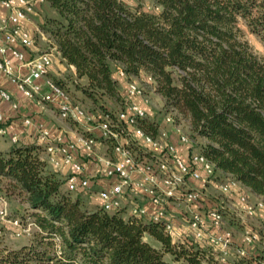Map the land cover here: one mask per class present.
Wrapping results in <instances>:
<instances>
[{
  "label": "trees",
  "instance_id": "obj_1",
  "mask_svg": "<svg viewBox=\"0 0 264 264\" xmlns=\"http://www.w3.org/2000/svg\"><path fill=\"white\" fill-rule=\"evenodd\" d=\"M150 1L156 9L130 7L123 0H42L52 14L43 17L40 29L74 68V88L101 116L115 124L104 100L121 102L118 84L124 89V81L142 80L162 99L165 115L186 117L191 141L203 139L196 152L213 165L214 174L264 200V60L242 39L240 25L264 43V0ZM117 67L124 80L115 76ZM136 125L158 135L157 124L145 117ZM98 141L110 155L113 139ZM42 149L16 141L0 150V196H20L23 219L32 225L27 242L0 243V264L217 263L211 247L171 237L159 222L87 206L40 158ZM243 245L247 254L226 264H263L264 248L253 254L254 244Z\"/></svg>",
  "mask_w": 264,
  "mask_h": 264
},
{
  "label": "built area",
  "instance_id": "obj_2",
  "mask_svg": "<svg viewBox=\"0 0 264 264\" xmlns=\"http://www.w3.org/2000/svg\"><path fill=\"white\" fill-rule=\"evenodd\" d=\"M40 2L42 0H0V6L8 12L5 16H0V71L9 77L24 97L33 99L38 104L50 105L61 119L72 120L85 126L88 132L96 130L97 135L96 138L79 135L74 142L65 143L60 136H51L48 129L36 126L37 140L47 153L46 162L53 170L63 166L70 168L63 177L64 187L68 191L80 193L88 190L96 175L109 179L104 187L97 190L99 206L105 211L119 210L121 198L126 192L132 195L145 194L155 206L153 212L147 214L144 207L132 204L129 207V215L159 222L166 234L176 237L177 231L166 213L164 203L174 199L186 206L194 205L199 200L201 191L189 188L187 179L196 180L203 187L207 182L214 181L213 165L195 151H188L187 158L182 159L163 128H159L158 135L152 137L136 125L137 120L146 115L142 105H148V98L143 89L132 80L124 81L125 102L114 112L115 124L105 115H92L72 100L63 87L47 76L56 48L51 46L44 51H33L35 37L45 40L47 35L37 27L32 33L24 27L31 21V16L35 14V5ZM10 57L17 61L18 69H26L24 75L13 71ZM115 76L121 80L125 78V74L118 67L115 68ZM149 80L147 77L146 81ZM0 98L8 101L13 110L17 109V104L11 101L10 94L2 88ZM132 98H138L140 103L132 101ZM164 121L172 123L173 119L170 115H165ZM2 124L3 114L0 111V135L5 134ZM23 124L31 125V120L24 118ZM172 131L179 143L187 148L191 146L192 141L178 126L173 125ZM98 138L113 139L110 155L95 152V147L101 144ZM9 140L16 142L17 137L9 136ZM129 142H134L150 155L140 158L135 156ZM78 149L82 151L85 159L96 164V175L85 172L82 163L75 159ZM216 185L218 191L226 195L240 183L224 176V179L216 181ZM261 209H264V200L251 202L245 193L239 197V210L246 217H255ZM222 210V206L217 204L206 211L210 225L216 232L205 230V219L196 210L190 211L186 221L192 239L211 247L215 253L216 264H226L233 243L232 231L224 226ZM0 221L9 225L16 237H27L31 232L32 225L29 222L22 223L18 218L9 215L7 202L1 196ZM242 239L245 245L263 243L264 228L260 232L246 227ZM235 252L239 256H245L248 251L241 245Z\"/></svg>",
  "mask_w": 264,
  "mask_h": 264
},
{
  "label": "crops",
  "instance_id": "obj_3",
  "mask_svg": "<svg viewBox=\"0 0 264 264\" xmlns=\"http://www.w3.org/2000/svg\"><path fill=\"white\" fill-rule=\"evenodd\" d=\"M7 13V10L0 6V16H5ZM35 15H37V12L34 14V16ZM24 27L29 33H32L34 31L33 29L35 28L34 22H32L31 20L30 22H27ZM41 40L44 39H41L38 36L37 38L35 37V45L33 47V51L40 52L49 48V46L44 47V44L41 42ZM49 43L51 44V46H54L51 41ZM10 64L13 71L19 72L21 75H24L26 73V69L17 68V61L14 58L10 57ZM64 70H67L71 74V77L74 76V68L71 65H66L59 58L58 52L55 51V57L47 70V76L50 78L54 77L56 79H59L58 77H61V73H63ZM37 82L40 83V80H38ZM0 88L7 91L10 94L11 101H14L17 104V109L13 110L10 107L8 101H5L0 98V111L3 114L2 125L5 130V134L3 136H0V150L6 149L9 146V136L12 135H15L17 137L18 142L37 143L40 144L43 148V145L37 140L36 126L38 125L48 129L51 136H60L62 141L65 143L74 142L79 135H83L75 127L76 124L74 123V121L61 119L50 105L38 104L35 100L24 97L22 93L16 88L15 84L9 79V77H7L1 71ZM131 100L136 103H140V100L138 98H132ZM142 106L147 111V105ZM24 118H29L31 120V125H24ZM83 127V129H85L86 131V127ZM88 133L92 134L95 137L97 136L96 130L90 131ZM169 135V141L175 146L178 154L182 157V159H186V146L178 142L176 134L175 137L171 135V133ZM105 151L106 146L102 143L98 144L95 147V152L97 154H105ZM39 156L40 158L46 161L47 153L44 151V149L39 152ZM75 159L82 163L85 172H89L91 175H96V164L90 160L85 159L80 149H78L75 153ZM55 171H57L62 177H64L65 174L70 171V168L68 166H63L59 169H56ZM216 173L219 172L216 171ZM219 175L220 178H224L223 174L219 173L218 176ZM96 176L97 177L96 179H94V183L91 184L90 187L93 190L92 193H90V195L85 199V201H83L87 206L99 205V200L97 198V190L104 187L110 181L109 179L99 177L98 175ZM3 181L4 179L0 178V183H3ZM187 185L191 189H199L201 191L199 200L194 205L186 206L182 202L176 201L174 199H169L164 203L166 213L170 217L172 224L174 225V227L179 226L176 228L179 239L187 236V234L185 233L186 231L191 235V231L188 228L187 223H185L183 227L180 226L179 221L176 217L177 215L185 211H188L190 213L191 210H196L201 213V215H203L205 219V230L209 232H216L217 230L211 227L210 225L209 219L206 215V211L217 204H220V206H222V212L224 216H229V214L235 216H229L231 219V224L233 223V220L237 221L240 218V225H243V228L250 227L260 232L263 231L264 209L259 210L256 216L253 218L246 217L242 213V211L239 210V197L242 194L245 193L251 202H255L261 199L259 196L251 193L243 185H237V187L232 188L230 192L226 195H222L218 191L216 181L213 180L207 182L203 187H201L198 181L193 179H187ZM132 204L144 207L147 214L152 213L155 209V206L151 204L149 198L145 194L137 193L136 195H132L131 193L126 192L121 198L120 210H123V216L129 215V207ZM230 208L232 210H230ZM237 212H240V214H237ZM196 242L200 246L204 245L199 241ZM241 245H243L242 234L240 238H236V240H233V246L230 251L233 250L235 252L236 248L240 247ZM263 248L264 242L257 244L255 243L253 246H251L250 249L252 250L253 254H257L260 253Z\"/></svg>",
  "mask_w": 264,
  "mask_h": 264
},
{
  "label": "rangeland",
  "instance_id": "obj_4",
  "mask_svg": "<svg viewBox=\"0 0 264 264\" xmlns=\"http://www.w3.org/2000/svg\"><path fill=\"white\" fill-rule=\"evenodd\" d=\"M123 1L130 7H139V8L145 9V10L156 9L155 7H153L150 0H123ZM35 8H36L35 10L37 11L38 16L32 15L31 20H32V22H34V26L37 27L40 31H42L40 29V24L42 22L43 17L45 15L52 14V12L48 9L47 4L45 2H41L38 5L36 4ZM240 25L242 27V39L247 41L251 50L259 59L264 60V43H263V41L260 38H258L256 35L249 32L248 29L246 28V26H244L242 23ZM36 38H37V36H36ZM36 40H38V39H36ZM41 42L44 44V47H46V46L51 47V44L49 43L50 40L48 42V37H46L45 40H41ZM58 78H59L58 80L62 83L63 88H65V90L67 91L68 95L71 97L72 100L78 102L85 110L90 112L92 115H96V116L101 115L102 112L100 111V109H98L96 106H93L91 103H89L85 98L82 97V95L79 93V91H77L74 88V84L72 82L73 78L71 77V74L67 70H64L63 73H61V77H58ZM133 81L136 84H138L143 90H145V92H146L145 94L148 98V105H147V111H146L145 119L148 120L149 122L152 121V122L156 123L158 128H163L168 133V139L170 138L169 137L170 133H171V135H173L175 137V133L172 132L173 125L178 126L180 128L181 132H183L185 135H187L189 137V127H188V122H187L186 117H184L182 115H178V114L173 112L171 114V116H172L174 121L172 123H166L164 121V117H165L166 112H164V110L162 109V99L160 98V96L158 94H155L153 91H151L150 87L146 83H144L142 80L134 79ZM79 82H83V81L81 80ZM118 89H119V92H121V96L123 98L121 100V102L115 101L113 99H105L104 100V106L106 107V109L110 113H112V112L114 113L116 110L120 109L122 106L121 103L125 102V94H124L123 84L122 85L118 84ZM74 123L76 124L77 127H80L81 130L85 131V129H83L84 127L82 125H80L76 122H74ZM202 141H203V139L196 138L193 141V146L190 147V149L192 151H195V152L198 151V142H202ZM130 145H131L132 152L135 156H137L139 158L141 156L147 157L144 154L145 149H143L142 147H139L134 142H131ZM188 149L189 148H187V147L185 148L186 153H187ZM218 174L219 173L215 172L214 177H213L214 181H219L220 179L221 180L224 179V178H220V175L218 176ZM1 185L4 186L3 183H1ZM92 191L93 190L91 188H89L88 190H85L84 192H80L79 194H80L81 199L83 201H85V199L90 195V193H92ZM72 193H74V192H72ZM213 194H215V193H213ZM1 196L4 198V195H1ZM5 196H6V198H4V199L7 200V208H8L9 215L11 217L19 218L22 223L27 222L26 220L23 219L25 212H24V203H23L21 197L18 195H12V194H8ZM181 208H183V207H181ZM230 210H232V209L230 208ZM237 214H240V212H237ZM189 215H190V213L188 211H185V212H183L177 216L175 215L179 221L180 226L183 227V225H185ZM229 216L235 217L231 214H229ZM229 216L223 215L224 226L232 231V239L236 240V238H240L241 234L244 231L243 225H240V218L237 221L233 220V223L231 224V219ZM3 224L4 223L0 221V243H3L9 247H15V246H18L22 243L27 242L28 237H26V236H19V237L14 236L13 232L11 230L10 231L7 229L4 230ZM4 227H6V226H4ZM177 227H179V226H176L175 229ZM181 232H183V231H181ZM185 233L187 234L186 238H189V239L192 238L190 233H187V231ZM175 238H178V235ZM145 239L147 241H149L152 245L157 246V243L154 240H152L151 238L145 236ZM232 246H233V243H232ZM236 256L237 255L233 250H231V251L229 250V256L227 258L226 263H229L231 261L234 262V260L237 258ZM165 258L167 259L168 255H165ZM263 264H264V261H263Z\"/></svg>",
  "mask_w": 264,
  "mask_h": 264
}]
</instances>
